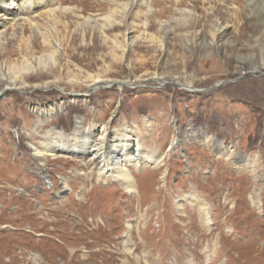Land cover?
Segmentation results:
<instances>
[{"label": "rangeland", "instance_id": "obj_1", "mask_svg": "<svg viewBox=\"0 0 264 264\" xmlns=\"http://www.w3.org/2000/svg\"><path fill=\"white\" fill-rule=\"evenodd\" d=\"M131 1L61 0L80 16L58 11L59 23L53 24L39 9L0 28V264H264V37H258V0H183L178 8L192 15L178 23L173 18L181 15L171 1L147 0L168 22L161 31L154 24L147 29L164 37L163 50L138 42L123 58L122 49L114 48L116 58L112 41L102 40L84 19L102 22ZM134 11L128 7L129 15ZM141 17L139 12L135 18L138 29ZM216 19L225 29L211 42ZM125 27L113 24L106 33L123 41ZM47 31L62 42L67 73L140 76L141 83L106 84L86 100H72L70 92H80L79 85L71 87L68 77L56 80L53 67V73L30 72L27 85L16 79L18 88L2 91L16 75L9 67L21 66L26 53L33 61L47 52L41 36ZM154 73L160 79H151ZM42 82L45 88L33 87ZM53 101L44 129L69 131L76 114L98 128L112 118L108 128H135L144 146L158 154L167 153L173 138L179 146L164 156L163 166L132 167L138 192L131 196L114 178H98L88 157H47L43 163L35 157L30 142L39 139L28 134L37 115L30 107ZM195 127L222 143L218 152L197 136L185 140L186 132L196 135ZM54 219L63 222L55 227L49 224ZM44 234L55 236L45 242ZM188 238L193 242L182 243ZM56 241L67 242L66 248L52 249ZM26 245L32 249L20 248ZM191 249L196 260L186 253Z\"/></svg>", "mask_w": 264, "mask_h": 264}, {"label": "bare ground", "instance_id": "obj_2", "mask_svg": "<svg viewBox=\"0 0 264 264\" xmlns=\"http://www.w3.org/2000/svg\"><path fill=\"white\" fill-rule=\"evenodd\" d=\"M61 0H0V28L5 26L9 22L15 21V19L25 13V12H35L36 10L41 9L38 14L42 12L51 19L53 24H58L60 17L57 12L60 11L61 14H66V12L74 13L75 16H80L78 12H75V7L71 6H63L60 2ZM114 1V0H109ZM161 2H165V0H160ZM167 1V0H166ZM172 3L171 7H174L175 11L178 12L181 17L173 18L177 23L180 21H185L189 16L192 15L191 9L189 8H178L179 5L182 4L183 0H169ZM251 1V0H250ZM58 3V5H56ZM224 3V2H223ZM54 4V7L52 5ZM153 3L147 0H136L131 2L120 3L117 7H120L121 12L118 14L115 10L111 11V13L103 16L102 22L99 19L94 18L92 16L84 19V24L90 26L92 29H97V33L99 37L105 42L111 40L112 41V55L116 56L117 53L114 48H121V58L124 57L129 50L132 49L134 44L138 42L156 44L160 50L164 48V37L157 36L147 29L154 24L155 27L161 31L167 25L166 20H162L159 15L163 10H159L155 12L153 9ZM56 5V6H55ZM132 7L135 11L133 14L129 15L128 7ZM145 6V9H141L140 7ZM140 8V9H139ZM165 8V7H164ZM237 9V6L234 8ZM257 9H258V18H259V35L264 37V0L257 1ZM256 9V10H257ZM165 10V9H164ZM141 12L142 17L139 20L140 26L142 29H138V23L135 21L137 14ZM188 16V17H187ZM130 20V21H129ZM129 21V22H128ZM113 24H120L122 26H126L125 32L123 34V41H120L117 37L111 38L108 33H106V28L111 27ZM55 26V25H54ZM36 27V23H35ZM213 27L215 28L211 36V42H214L215 36L222 32L225 29V26L221 24V22L216 19ZM57 28V27H54ZM153 29V28H152ZM219 35V34H218ZM43 44L47 46V52L42 53L41 55L34 58V60H30L29 56L32 54L26 53L25 62L21 66H11L8 68V72L15 73L13 84L10 86H5L2 91L8 88H18L16 86V79L21 81V85H27L28 83L25 81L27 74L30 72L36 71L38 74V70L44 71L47 70L49 72H54L53 67L58 69V74H55L54 78L61 79L68 77V81L71 84V87H74L75 84H78L80 87V92H70L73 95L72 100H77L78 98H83L88 96V92L92 91L94 88L103 86V85H111L114 83H119L120 86H138L141 82V77H132L128 76L127 79L119 80L113 79L111 77L105 76L101 73L91 74L86 73L83 78L78 77L76 74L67 73V62L62 60V55L60 51V46L62 42H54L51 40L50 33L43 32L41 33ZM217 37V36H216ZM153 45V46H154ZM152 47V45H151ZM67 50V49H66ZM68 51V50H67ZM29 55V56H28ZM120 57V55H119ZM117 58V56H116ZM260 64L264 67V57L261 55ZM69 63V62H68ZM17 64V63H16ZM10 66V65H9ZM94 67V66H93ZM109 68V66H108ZM107 68V69H108ZM213 68V67H212ZM106 69V70H107ZM259 69V67L254 68ZM207 70V69H206ZM86 72V71H85ZM99 72V71H98ZM2 70H0V75H2ZM11 73V74H12ZM67 74V75H66ZM69 74V75H68ZM106 74V72H105ZM160 76L157 73L153 74L151 79H158ZM146 79V78H145ZM160 79V78H159ZM59 82V81H58ZM46 82H42V84H34L33 87H43ZM190 85V83L188 84ZM57 102H52L51 105H42L41 103L31 105L30 109L35 112L37 115L36 120L33 123V127L31 129L32 133H29V138H32L33 135L37 136L39 139L38 144L31 143L32 149L34 151V155L36 158L41 160L43 163L45 158L47 157H57V156H67L69 158H78L85 157L90 158L89 161L96 169L98 178H108L112 177L118 183L122 184L124 189L128 194L132 196V194H137V183L136 177L132 173V167L143 168V167H151L158 168L164 165V156L171 151V149L179 146V142L177 139L173 138L170 140L168 144V149L166 154H158L156 151H151L147 147L144 146L141 136L138 134V131L131 127L124 125L122 129L114 128L112 125L108 128L106 125L112 121L111 119L107 121L105 125H102L101 128L97 127V123H89L86 125L84 117L76 114L73 119V127L71 130L66 131L63 128L56 127L55 125L44 129L42 124L44 122H49L52 119L53 115V106ZM55 117V116H54ZM195 136L191 134H185V140L189 141L190 139H194V137H199L201 142L204 144H209L211 148L215 151H219L222 147V143L215 139L212 136L206 135L200 127L193 128ZM192 131V132H193ZM229 149V148H228ZM231 150V149H230ZM138 170V169H137ZM140 170V169H139ZM166 173V167H164L163 173L159 177L162 179ZM86 175V173H83ZM46 179V176H45ZM193 201H198L195 197H192ZM177 207L180 209L181 204L178 203ZM203 212H205V225H209L210 221L208 219V211L207 208L204 207ZM58 222H63L62 220H51L49 224L54 225ZM57 229V228H56ZM48 232L49 231H44ZM129 232L127 231L126 234ZM56 235V233H54ZM47 235L44 234L45 242L53 240V236L55 235ZM79 235V234H77ZM27 239V235L24 236ZM58 237V235H56ZM189 241L183 240L182 243L189 244L191 239L188 238ZM57 244L51 245L52 249H56L60 251L62 248H66L65 245L67 242L56 241ZM193 241H191L192 243ZM71 244V242H69ZM67 246V245H66ZM77 246V245H76ZM46 250L42 246H38ZM72 247V246H71ZM75 247V246H74ZM21 249H32L28 245L21 246ZM68 248V247H67ZM73 248V247H72ZM70 248V249H72ZM137 249V248H136ZM39 250V249H38ZM185 252V251H183ZM186 253H192L193 258L196 260L195 253L193 249L189 250ZM227 253V252H223ZM125 254L126 258H131L132 249L126 244L125 245ZM218 254V253H217ZM42 255V254H41ZM43 256V255H42ZM32 259V258H31ZM35 261H38L35 257L33 258ZM147 262V258L145 259ZM193 261L188 264H193ZM148 264V263H147ZM213 264V263H208Z\"/></svg>", "mask_w": 264, "mask_h": 264}]
</instances>
